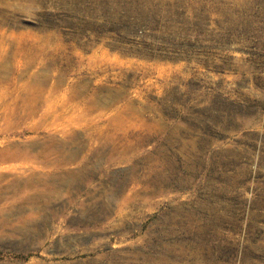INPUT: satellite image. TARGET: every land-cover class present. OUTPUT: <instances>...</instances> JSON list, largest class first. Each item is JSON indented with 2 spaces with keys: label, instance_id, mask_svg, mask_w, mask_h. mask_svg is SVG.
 I'll return each mask as SVG.
<instances>
[{
  "label": "rangeland",
  "instance_id": "374dc122",
  "mask_svg": "<svg viewBox=\"0 0 264 264\" xmlns=\"http://www.w3.org/2000/svg\"><path fill=\"white\" fill-rule=\"evenodd\" d=\"M0 31L4 75L58 86L20 124L23 80L0 88V150L80 138L72 164L0 163L38 181L0 264H264V0H0ZM79 85L107 103L76 112Z\"/></svg>",
  "mask_w": 264,
  "mask_h": 264
},
{
  "label": "bare ground",
  "instance_id": "6f19581e",
  "mask_svg": "<svg viewBox=\"0 0 264 264\" xmlns=\"http://www.w3.org/2000/svg\"><path fill=\"white\" fill-rule=\"evenodd\" d=\"M1 32V31H0ZM2 48H0L1 50ZM42 49V48H41ZM40 49V50H41ZM47 49V48H46ZM38 52V51H37ZM19 54V53H18ZM36 54V53H35ZM40 54V53H39ZM21 56V55H20ZM22 60V59H21ZM5 61V59H4ZM4 61H0V64L4 63ZM23 61V60H22ZM29 63V62H28ZM27 64V62H26ZM27 66V65H26ZM4 67L0 66V88H7L8 86L13 85L15 87V85L17 84V82L22 81L23 80V84L22 85H18L17 89L14 90L15 92V97L13 95L12 96V100L13 102L16 101H20L21 104L17 105L16 107H14L15 109L12 110V114H10L9 112V108L11 106V103H6L4 104V117L7 120V122H9L10 120H13L12 117H16V122H19V124L21 122H26L28 120H34L36 119L37 115L39 114V111L42 108H46V106H48L47 108H50V98L55 97L56 94L58 95V92L56 93V91H58V86L54 85L53 87H48V91L46 89V86L41 79H39V77L34 76H29L25 77V75H17L14 78H9L6 75H4ZM43 80V79H42ZM56 81V80H55ZM53 85V84H52ZM12 88V87H11ZM8 89V88H7ZM19 89H22V91L18 92ZM57 89V90H56ZM86 87L84 85L82 86H76L73 87L71 89H67L70 95V99L69 101H71V104L69 102V104L71 106H73V108L76 109V112L79 113H83L84 111H90V112H94L100 109V107L104 104L107 103L105 99H101L99 96L100 93L99 92H94L92 94V96L86 98L84 96V98L81 101H77L78 98L82 95L85 94L84 91ZM66 90V91H67ZM89 90V89H87ZM94 91V90H93ZM13 92V93H14ZM67 92V93H68ZM87 92V91H86ZM6 93V92H5ZM11 93V92H10ZM89 93V92H88ZM92 93V92H91ZM66 94V93H64ZM87 94V93H86ZM88 95V94H87ZM10 97V95H9ZM3 98L0 94V99ZM54 99V98H52ZM57 100V99H56ZM80 100V99H79ZM53 102V100H52ZM57 104V103H56ZM14 105V104H13ZM70 105L67 106H62L61 112L63 111L65 112H69ZM52 107H53V103H52ZM72 108V109H73ZM52 110V109H51ZM74 110V109H73ZM59 111V110H57ZM56 111V112H57ZM72 111V110H71ZM45 112V111H44ZM46 114L43 115L45 118V120L48 119L49 116V112H45ZM89 114V113H88ZM87 114V115H88ZM86 114L84 116H87ZM91 115V114H90ZM93 115V114H92ZM43 118V117H42ZM43 119V120H44ZM79 119V118H78ZM92 121V120H91ZM13 121H11L12 123ZM28 123V122H27ZM10 124V123H9ZM11 125V124H10ZM39 125V124H38ZM35 125V126H38ZM17 126V125H16ZM15 126V127H16ZM10 127V126H9ZM18 128V127H16ZM15 128V129H16ZM35 128V127H34ZM10 129V128H9ZM12 129V128H11ZM38 129V128H37ZM8 130V128H7ZM39 130V129H38ZM36 130V131H38ZM35 131V130H34ZM90 131V130H89ZM91 131H93L92 133H88L86 135L90 136L92 139H94V137L96 138L95 141H99V142H103L105 143L104 139H103V135L101 133V130L98 129H92ZM37 136V135H36ZM59 138H58V137ZM57 136H53L50 135V137L48 138V140H46L43 144V147L45 145V147L50 148L47 150H37L36 148L41 149L42 146L36 145L34 148L33 147H6L3 148L2 150H0V163L1 164H5V163H11V162H19V161H42V162H46L48 164H54L56 163V165H62V164H67V163H73L76 159V155L78 156L80 153V148H78V150H76L75 152H72L73 154H71L70 156H67L66 152L64 153L63 148L65 147V139L67 136H71V140L74 144L78 143L80 141L79 135L78 134H73L70 132V130H66L63 129ZM111 136V135H110ZM89 137V138H90ZM69 139V138H67ZM92 142V141H91ZM39 143V142H38ZM98 143V142H97ZM67 144V143H66ZM79 144V143H78ZM70 145V144H69ZM80 145V144H79ZM92 145V144H90ZM89 145V146H90ZM97 145V144H96ZM12 146V145H11ZM19 146V145H18ZM95 146V145H94ZM103 146V145H102ZM68 149V148H67ZM113 151V150H112ZM69 154V153H68ZM53 155H56V158H53ZM114 155H117L116 153ZM55 157V156H54ZM79 157V156H78ZM84 157V156H82ZM115 157V156H114ZM112 158V157H111ZM87 160V159H86ZM37 163V162H36ZM77 163V162H75ZM6 166V164H5ZM51 166V165H50ZM55 166V165H54ZM69 166V165H68ZM16 168L15 166L11 167V166H7V167H0V219H4V217L7 215H20L22 214V198L25 197V195H30V193H32L31 188L34 186V184L38 181H36V178H34V176H36L35 174L29 179L23 178L22 176L15 174L16 173ZM19 168V167H18ZM56 168V167H55ZM64 168V167H63ZM32 169V168H31ZM37 169V168H36ZM12 171L13 174L9 175L6 174V172H10ZM11 172V173H12ZM24 172V171H23ZM22 173V172H19ZM23 175V173H22ZM75 174H72L71 177L73 178ZM77 175V174H76ZM25 176V175H24ZM59 177V176H58ZM40 180V179H39ZM42 180V179H41ZM53 180V179H52ZM51 180V181H52ZM55 180V178H54ZM72 180V179H71ZM77 180V178H76ZM43 181V180H42ZM45 181V180H44ZM64 182V180H63ZM70 181V183H63L66 187L70 188L72 185H74V182ZM78 182V181H77ZM43 183V182H41ZM60 183V182H59ZM80 183V182H79ZM78 183V184H79ZM39 184V183H38ZM56 184V183H55ZM58 185V184H57ZM55 186V185H53ZM63 186V185H62ZM39 187V185H38ZM44 187V186H43ZM61 187V186H59ZM46 188V187H45ZM63 188V187H62ZM61 188V189H62ZM47 189V188H46ZM45 189V190H46ZM56 189V188H55ZM42 190V188H41ZM67 191V189H66ZM55 192V190H54ZM68 192V191H67ZM43 193V192H42ZM57 193V192H56ZM62 193V192H61ZM33 194V193H32ZM28 198V197H27ZM38 199V198H37ZM34 200V199H33ZM29 201V200H27ZM46 201V200H45ZM44 201V202H45ZM48 204V203H47ZM32 205V203H31ZM35 205V204H33ZM27 206V205H26ZM30 206V205H28ZM42 206V205H41ZM34 209V207L31 206V210ZM34 212V211H33ZM32 212V213H33ZM28 214L30 212H27ZM36 213V212H34ZM33 213V215H34ZM24 214V213H23ZM36 216L38 214H35ZM24 216V215H22ZM26 216V215H25ZM32 217V216H31ZM18 218V216H17ZM29 218V217H28ZM8 219V218H7ZM13 220V219H12ZM26 220V219H25ZM21 221V219H20ZM1 222V220H0ZM22 222V221H21ZM4 223V222H3ZM26 223V222H25ZM3 225V224H2ZM1 225V226H2ZM30 225V224H29ZM5 228V227H3ZM23 230V229H21ZM26 231V229H25ZM1 237V236H0ZM3 237V236H2ZM2 239V238H1Z\"/></svg>",
  "mask_w": 264,
  "mask_h": 264
}]
</instances>
